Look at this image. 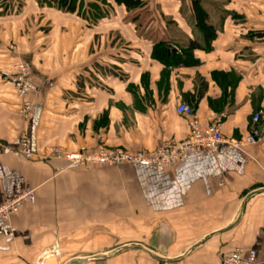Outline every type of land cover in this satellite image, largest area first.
I'll return each mask as SVG.
<instances>
[{
  "label": "crops",
  "instance_id": "1",
  "mask_svg": "<svg viewBox=\"0 0 264 264\" xmlns=\"http://www.w3.org/2000/svg\"><path fill=\"white\" fill-rule=\"evenodd\" d=\"M1 1L0 203L23 192L34 202L0 221V264H221L235 248L264 264V0H142L129 10L80 0L85 17L104 12L97 20L52 0ZM195 4L214 30L209 42ZM194 41L197 66H166L169 46ZM18 64L38 87L28 116L4 78ZM181 104L203 126L220 120L227 143L166 168L57 157L184 141ZM253 128L257 144H229Z\"/></svg>",
  "mask_w": 264,
  "mask_h": 264
},
{
  "label": "built area",
  "instance_id": "2",
  "mask_svg": "<svg viewBox=\"0 0 264 264\" xmlns=\"http://www.w3.org/2000/svg\"><path fill=\"white\" fill-rule=\"evenodd\" d=\"M5 77L13 85L16 98L23 101L22 112L27 116L30 115L32 105L25 99L34 95L38 87L32 81L28 67L23 64H18L14 67V73L5 75ZM176 113L188 119L187 138L179 143L163 145L153 153H131L128 151L107 150L103 147H98L80 152L62 153L61 155H57V157H62L69 165L80 167L94 165L105 167L139 165L166 168L174 165L181 157L187 154L198 151L214 152L221 145L227 143L220 131V120L215 121L209 126H203L194 117L193 110L184 104L176 108ZM259 118V115H255L253 122L257 123ZM259 139V132L253 128L243 139L232 141L229 144H232L236 149H241L257 144ZM19 151L27 159L33 157L34 153L26 137L20 139ZM25 202H34L32 192H23L1 202L0 221H7L12 216L18 214L20 206ZM255 257V252L252 250L235 248L222 257L221 264H254Z\"/></svg>",
  "mask_w": 264,
  "mask_h": 264
},
{
  "label": "trees",
  "instance_id": "3",
  "mask_svg": "<svg viewBox=\"0 0 264 264\" xmlns=\"http://www.w3.org/2000/svg\"><path fill=\"white\" fill-rule=\"evenodd\" d=\"M58 4V6L62 9H65L70 12H77L78 16L85 17V10H80V4L77 3L80 2V0H52ZM117 5H122L126 9H132L136 8L141 5L142 0H114ZM96 5L94 4V7ZM196 8L195 15H196V28L197 30L202 34L203 38L209 39L207 42H209L213 35L214 30L210 25L207 24V16L206 14L201 10V7L197 4L194 5ZM105 16L104 12H97L96 9H90L89 17H85L88 19H100ZM199 45L197 41L189 42V44L186 47L180 48V52L177 51V53L172 54L167 60L166 66H172V67H195L199 64L197 60L194 59L192 53L194 50L199 49ZM209 47L202 48V50H208ZM156 55L157 57H164L166 56V50L165 47L162 44H159L156 48ZM192 109V108H191ZM193 110V109H192Z\"/></svg>",
  "mask_w": 264,
  "mask_h": 264
},
{
  "label": "rangeland",
  "instance_id": "4",
  "mask_svg": "<svg viewBox=\"0 0 264 264\" xmlns=\"http://www.w3.org/2000/svg\"><path fill=\"white\" fill-rule=\"evenodd\" d=\"M1 2H3V3H5V1L4 0H2ZM54 2V1H53ZM55 4H57L56 2H54ZM83 7H84V4H82V3H80V10H82L83 9ZM5 75H7V74H5ZM4 78H5V76H4ZM32 81H33V79H32ZM10 82V81H9ZM11 83V82H10ZM12 85V84H11ZM12 87H13V85H12ZM14 90V89H13Z\"/></svg>",
  "mask_w": 264,
  "mask_h": 264
},
{
  "label": "water",
  "instance_id": "5",
  "mask_svg": "<svg viewBox=\"0 0 264 264\" xmlns=\"http://www.w3.org/2000/svg\"><path fill=\"white\" fill-rule=\"evenodd\" d=\"M168 49H169V51H170L171 53H173V54L177 53V51H176L175 49L171 48L170 46L168 47Z\"/></svg>",
  "mask_w": 264,
  "mask_h": 264
}]
</instances>
